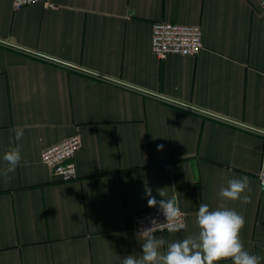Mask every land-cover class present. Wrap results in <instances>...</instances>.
<instances>
[{
	"label": "crops",
	"instance_id": "crops-1",
	"mask_svg": "<svg viewBox=\"0 0 264 264\" xmlns=\"http://www.w3.org/2000/svg\"><path fill=\"white\" fill-rule=\"evenodd\" d=\"M51 2L0 0V172L6 149L22 155L11 179L0 175V264L139 257L134 218L159 208L146 184L185 214L186 231L158 238L195 233L199 205H222L244 216V246L264 257V0ZM156 20L200 25L201 50L157 56ZM74 134L78 175L62 180L42 152ZM243 176L252 203L223 200Z\"/></svg>",
	"mask_w": 264,
	"mask_h": 264
},
{
	"label": "clouds",
	"instance_id": "clouds-1",
	"mask_svg": "<svg viewBox=\"0 0 264 264\" xmlns=\"http://www.w3.org/2000/svg\"><path fill=\"white\" fill-rule=\"evenodd\" d=\"M12 131L15 141L23 138V127L17 126ZM12 141L13 138H10V143ZM162 149L163 145H158V150ZM2 158L7 167L0 175L6 180L11 179L9 173H14L22 161L20 145L6 149ZM144 191L147 206H158L167 222L160 223L153 219L152 226L140 232L143 237L142 254L139 257L127 255L122 258L121 264H223L224 261H230L231 264H262L264 261V257L250 253L244 246L241 239L246 223L244 216L222 205L216 209H210L204 203L199 205L195 214L198 229L195 233L173 242H166L163 237L158 238L155 235L158 230L167 229L170 233L186 231L184 213L178 206L175 195L168 198L164 189H157V194L163 198L158 201L147 184ZM251 191L249 178L243 176L229 179L227 186L220 189L219 196L223 200L250 204L252 198L246 193Z\"/></svg>",
	"mask_w": 264,
	"mask_h": 264
},
{
	"label": "built area",
	"instance_id": "built-area-1",
	"mask_svg": "<svg viewBox=\"0 0 264 264\" xmlns=\"http://www.w3.org/2000/svg\"><path fill=\"white\" fill-rule=\"evenodd\" d=\"M15 8H20L28 4L42 2L46 6L53 7L55 4L51 0H12ZM152 50L157 56L165 57L170 54L179 55H195L202 46V29L198 24H181L167 20H156L152 24ZM262 130H259L261 132ZM82 142L80 134H74L61 142H57L42 152V160L52 169L54 174L62 180H71L78 175L74 156ZM258 178L262 188H264V159ZM179 206V205H178ZM180 207V206H179ZM181 211L184 213L182 208ZM156 219L160 223H166L159 208L138 214L134 218L136 228L143 229L152 226L151 221ZM184 222L185 214H184ZM156 232H167V229L158 230Z\"/></svg>",
	"mask_w": 264,
	"mask_h": 264
}]
</instances>
